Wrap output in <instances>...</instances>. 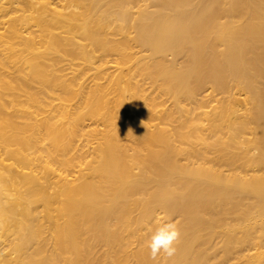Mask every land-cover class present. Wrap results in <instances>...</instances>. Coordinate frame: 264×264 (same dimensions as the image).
Instances as JSON below:
<instances>
[{
    "label": "bare ground",
    "instance_id": "bare-ground-1",
    "mask_svg": "<svg viewBox=\"0 0 264 264\" xmlns=\"http://www.w3.org/2000/svg\"><path fill=\"white\" fill-rule=\"evenodd\" d=\"M226 262L264 264V0H0V264Z\"/></svg>",
    "mask_w": 264,
    "mask_h": 264
},
{
    "label": "clouds",
    "instance_id": "clouds-1",
    "mask_svg": "<svg viewBox=\"0 0 264 264\" xmlns=\"http://www.w3.org/2000/svg\"><path fill=\"white\" fill-rule=\"evenodd\" d=\"M179 237L180 231L175 222L160 223L147 242L151 258L156 259L161 254L166 258L174 256Z\"/></svg>",
    "mask_w": 264,
    "mask_h": 264
},
{
    "label": "rangeland",
    "instance_id": "rangeland-1",
    "mask_svg": "<svg viewBox=\"0 0 264 264\" xmlns=\"http://www.w3.org/2000/svg\"><path fill=\"white\" fill-rule=\"evenodd\" d=\"M110 57V56H109ZM62 63V62H61ZM232 90L235 92L236 94V97L242 99V95L237 92V90L235 88H232ZM213 94V95H212ZM211 97L210 100H208V103L203 107L204 110H208V111H211L213 110V108L215 107V105L217 104L218 101H216L217 99H221L223 98V94L222 93H218V92H212L209 96V98ZM86 123H90V121H86ZM170 222H173L174 221V218H170L169 219ZM218 244H219V240H218ZM136 245V242L132 244V247H134ZM243 249V251H241V253H245L247 252V246L244 245V244H241L240 245V250ZM229 262H226L225 264H228Z\"/></svg>",
    "mask_w": 264,
    "mask_h": 264
}]
</instances>
